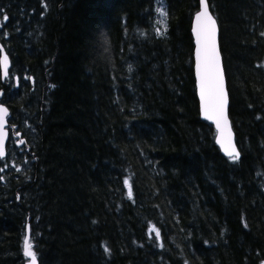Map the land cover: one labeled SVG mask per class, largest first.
<instances>
[{
    "label": "trees",
    "instance_id": "trees-1",
    "mask_svg": "<svg viewBox=\"0 0 264 264\" xmlns=\"http://www.w3.org/2000/svg\"><path fill=\"white\" fill-rule=\"evenodd\" d=\"M207 2L235 161L200 115L199 0H0L25 139L0 159V264H28L27 224L37 264H264V0Z\"/></svg>",
    "mask_w": 264,
    "mask_h": 264
},
{
    "label": "snow or ice",
    "instance_id": "snow-or-ice-1",
    "mask_svg": "<svg viewBox=\"0 0 264 264\" xmlns=\"http://www.w3.org/2000/svg\"><path fill=\"white\" fill-rule=\"evenodd\" d=\"M200 6L201 11L195 16L196 24L193 32L196 40V74L199 84L201 110L208 120L215 122L216 128L219 131L220 142L225 146L227 154L235 161L239 159V153L232 143V134L226 117L225 110L228 100L221 58L217 46V25L216 21L209 14L205 0H201ZM158 11H160L162 17H166V12L163 10ZM4 19L7 20L6 15ZM164 29L166 31V24H164ZM157 32L159 34V29H157ZM0 64L3 65L5 75H7L9 64L7 55H4L0 59ZM6 115L7 110L0 106V156L4 154L3 139L5 134L2 129ZM20 143H24V141ZM0 179L3 178L0 177ZM127 183L128 181L126 180L125 184ZM129 197H131V191H129ZM156 234L158 238L159 232L157 231ZM104 250L106 253L110 251L107 247ZM23 251L26 257L31 258V264H36L33 246L27 237L24 240Z\"/></svg>",
    "mask_w": 264,
    "mask_h": 264
},
{
    "label": "water",
    "instance_id": "water-1",
    "mask_svg": "<svg viewBox=\"0 0 264 264\" xmlns=\"http://www.w3.org/2000/svg\"><path fill=\"white\" fill-rule=\"evenodd\" d=\"M200 2L201 0H199V10L198 12L201 11V6H200ZM206 4H207V7H208V11H209V14L213 17V19L216 21L215 17L213 16V14L211 13L210 11V8H209V4L207 2V0H205ZM197 12V13H198ZM196 13V14H197ZM196 14L193 16L192 18V22H191V36H192V40H193V46H194V49H193V58H194V74H195V80H196V87H197V98H198V102H199V110H200V115H201V119H203L204 121L208 122L209 124L213 125L214 128L217 130V134H216V137H215V144L216 146L219 148L220 152L222 155H224L225 157L227 158H231L227 152L225 151V146L220 142V135H219V131L218 129L216 128V125H215V122L212 121V120H208L202 110H201V100H200V94H199V84H198V77H197V74H196V40H195V34L193 32V28L195 27V24H196V21H195V16ZM216 25H217V46H218V51H219V54H220V58H221V66H222V70H223V74H224V79H225V89H226V93H227V106H226V117H227V121H228V124L230 126V130H231V134H232V143L233 145L235 146L236 150H237V147H236V142H235V134L232 130V127H231V123H230V120H229V116H228V111H229V96H228V92H227V85H226V78H225V73H224V66H223V59H222V55H221V51H220V44H219V27H218V24H217V21H216ZM4 55H7L3 46L0 44V59H2V57ZM8 57V56H7ZM8 61H9V64H8V68H7V75H5V69L3 67L2 64H0V72H1V81L2 83L5 82V80L7 79L8 77V72H9V69H10V60H9V57H8ZM3 96V91L0 90V99L2 98ZM0 106H2L3 108H5L7 110V115L5 117V121H4V124H3V129L2 131L4 132V139H3V151H4V154L2 156H0V159H5L6 156H7V147H8V143H9V139H10V133H9V122H8V117L10 115V111L9 109L2 103H0ZM11 135L14 139L17 140L16 144L17 146H23L25 144V139L21 137V134L20 133H16L15 131V127H11ZM21 141H24V143H20ZM28 150V149H27ZM238 152V150H237ZM239 153V152H238ZM239 158H240V155H239ZM28 238L30 239L29 237V225L27 224L26 226V236L25 238ZM29 259V263L28 264H31V258L30 257H27ZM36 264H37V261H36Z\"/></svg>",
    "mask_w": 264,
    "mask_h": 264
},
{
    "label": "rangeland",
    "instance_id": "rangeland-1",
    "mask_svg": "<svg viewBox=\"0 0 264 264\" xmlns=\"http://www.w3.org/2000/svg\"><path fill=\"white\" fill-rule=\"evenodd\" d=\"M162 21H163V23H162ZM159 24H160V28H161V26H163L164 27V24H165V22H164V20H163V18H159ZM167 27V26H166ZM1 44V43H0ZM2 45V44H1ZM3 46V45H2ZM4 48V47H3ZM6 52V51H5ZM22 137V136H21ZM23 138V137H22ZM25 145V144H24ZM23 145V146H24ZM22 147V146H21ZM24 240H25V238H24ZM23 247H24V243H23Z\"/></svg>",
    "mask_w": 264,
    "mask_h": 264
},
{
    "label": "clouds",
    "instance_id": "clouds-1",
    "mask_svg": "<svg viewBox=\"0 0 264 264\" xmlns=\"http://www.w3.org/2000/svg\"><path fill=\"white\" fill-rule=\"evenodd\" d=\"M129 71H132L133 70V68L131 67V66H129V69H128Z\"/></svg>",
    "mask_w": 264,
    "mask_h": 264
}]
</instances>
